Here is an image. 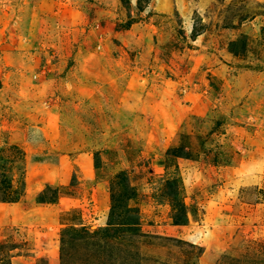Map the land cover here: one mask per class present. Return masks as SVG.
<instances>
[{"label": "rangeland", "instance_id": "374dc122", "mask_svg": "<svg viewBox=\"0 0 264 264\" xmlns=\"http://www.w3.org/2000/svg\"><path fill=\"white\" fill-rule=\"evenodd\" d=\"M0 264H264V0H0Z\"/></svg>", "mask_w": 264, "mask_h": 264}, {"label": "trees", "instance_id": "16d2710c", "mask_svg": "<svg viewBox=\"0 0 264 264\" xmlns=\"http://www.w3.org/2000/svg\"><path fill=\"white\" fill-rule=\"evenodd\" d=\"M15 199V197H14ZM3 201H6V202H13L14 200L12 198H8V199H4Z\"/></svg>", "mask_w": 264, "mask_h": 264}]
</instances>
